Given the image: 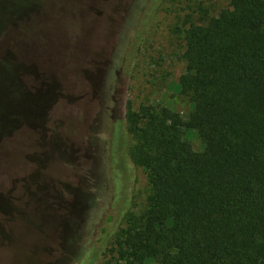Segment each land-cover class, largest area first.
<instances>
[{
	"label": "rangeland",
	"instance_id": "rangeland-1",
	"mask_svg": "<svg viewBox=\"0 0 264 264\" xmlns=\"http://www.w3.org/2000/svg\"><path fill=\"white\" fill-rule=\"evenodd\" d=\"M43 1L0 4L12 15ZM82 2L46 0L20 25L23 37L10 39L22 57L13 46L0 58V264L107 263L115 233L127 214L141 212L150 190L129 153L127 107H166L187 119L183 30L229 5L158 0L132 36L139 0ZM117 107L122 149L113 161L108 135ZM185 137L201 147L194 132Z\"/></svg>",
	"mask_w": 264,
	"mask_h": 264
},
{
	"label": "trees",
	"instance_id": "trees-1",
	"mask_svg": "<svg viewBox=\"0 0 264 264\" xmlns=\"http://www.w3.org/2000/svg\"><path fill=\"white\" fill-rule=\"evenodd\" d=\"M157 1L139 0L132 36ZM228 1L183 30L179 88L192 103L188 118L166 107H127L129 153L150 190L141 212L127 214L115 233L106 264H264V0ZM21 12L9 15L0 4V58L13 46L22 57L10 40L23 37ZM122 116L117 107L108 135L113 161L122 149L115 139Z\"/></svg>",
	"mask_w": 264,
	"mask_h": 264
},
{
	"label": "flooded vegetation",
	"instance_id": "flooded-vegetation-1",
	"mask_svg": "<svg viewBox=\"0 0 264 264\" xmlns=\"http://www.w3.org/2000/svg\"><path fill=\"white\" fill-rule=\"evenodd\" d=\"M36 13L38 12V10L37 11H35ZM35 12H33V8H31V9H29V10H27V11H25V16H27V18L28 17H30V15H31V13H35ZM33 15V14H32ZM32 15H31V17H32Z\"/></svg>",
	"mask_w": 264,
	"mask_h": 264
}]
</instances>
